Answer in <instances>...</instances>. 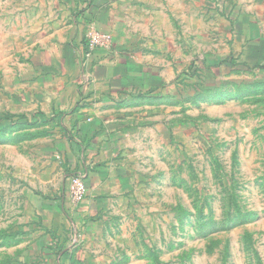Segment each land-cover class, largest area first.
I'll return each instance as SVG.
<instances>
[{
	"label": "rangeland",
	"instance_id": "374dc122",
	"mask_svg": "<svg viewBox=\"0 0 264 264\" xmlns=\"http://www.w3.org/2000/svg\"><path fill=\"white\" fill-rule=\"evenodd\" d=\"M184 1L145 17V69L164 80L119 114L128 180L110 186L84 243L88 264H264V32L252 30L261 0ZM45 5L0 0V264H56L34 248L55 231L77 243L48 204L67 200L71 170L52 156L54 115L42 122L37 111L55 86L46 33L20 16Z\"/></svg>",
	"mask_w": 264,
	"mask_h": 264
},
{
	"label": "crops",
	"instance_id": "0c3cea01",
	"mask_svg": "<svg viewBox=\"0 0 264 264\" xmlns=\"http://www.w3.org/2000/svg\"><path fill=\"white\" fill-rule=\"evenodd\" d=\"M161 1L46 0L44 12L21 9L20 16H36V27L46 33L45 40L39 41L45 46L42 64L48 72L47 82L50 78L55 86L50 89L49 84L45 85V102L37 111L42 122L46 114H53L62 130L51 144L52 156L67 160L65 168L71 170L67 179L69 174L83 173L88 187L81 204L72 202L67 193V200L48 202L71 223L72 240L77 241L76 245L64 244L66 236L58 231L35 240V250L45 258L53 257L56 264H71L74 256L79 264H88L84 243L99 231L101 206L110 197V186L128 180L126 165L120 158V141L126 127L120 123L119 114L151 83L164 80L158 71L145 69L149 63L143 62L141 54L146 51L142 45L147 40L145 17L164 9ZM186 2L180 4L181 9L190 7ZM261 4L255 8L254 17L260 19H254L257 24L252 26L253 33L264 32ZM90 27L112 33L114 45L111 50L97 48L91 58H86L85 33ZM253 37L252 42L257 43L258 38Z\"/></svg>",
	"mask_w": 264,
	"mask_h": 264
},
{
	"label": "built area",
	"instance_id": "2783aa9c",
	"mask_svg": "<svg viewBox=\"0 0 264 264\" xmlns=\"http://www.w3.org/2000/svg\"><path fill=\"white\" fill-rule=\"evenodd\" d=\"M89 2V0H86ZM114 45L113 34L90 27L85 33V55L91 58L97 48L111 50ZM67 194L75 204H81L88 194V187L83 173L69 174L67 179Z\"/></svg>",
	"mask_w": 264,
	"mask_h": 264
}]
</instances>
